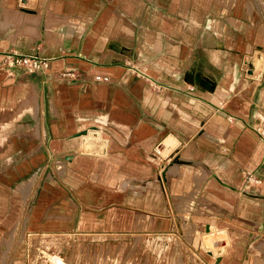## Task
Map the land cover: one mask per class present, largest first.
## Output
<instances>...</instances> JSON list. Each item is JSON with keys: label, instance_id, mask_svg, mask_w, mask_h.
I'll return each mask as SVG.
<instances>
[{"label": "crops", "instance_id": "obj_1", "mask_svg": "<svg viewBox=\"0 0 264 264\" xmlns=\"http://www.w3.org/2000/svg\"><path fill=\"white\" fill-rule=\"evenodd\" d=\"M223 1L0 0V240L150 264L175 234L153 264H195L214 229L209 264H264V0ZM36 49L45 72L11 63Z\"/></svg>", "mask_w": 264, "mask_h": 264}, {"label": "rangeland", "instance_id": "obj_2", "mask_svg": "<svg viewBox=\"0 0 264 264\" xmlns=\"http://www.w3.org/2000/svg\"><path fill=\"white\" fill-rule=\"evenodd\" d=\"M223 2L227 5L225 0ZM22 3L23 2H21V4ZM219 5H222V2H220ZM247 7H249L248 9L251 11L252 6H251L250 3H249V6H247ZM247 7L245 6L246 12L248 13L249 10L247 9ZM229 21L232 22L231 19H229ZM30 33H31V30L29 31V34ZM254 182L255 181H253L251 183V186H253V184H256ZM247 184H248L247 180H245L243 182V184H241V188H244L245 185H247ZM211 231L216 236H219L218 237L219 241L217 242L218 245H216L217 246L216 248L213 245L215 243V242H213L214 238L209 239L210 240V245L206 244V243H203V245H202L203 247H206L205 245H207V247L210 249V251H211V249H214V251L210 252L211 257L206 256V253H204L202 251L200 256H199L201 259H196L197 263H195V264H209V262L212 263L214 261L215 255L219 254V253H216V252H218V251H220L222 249V245H221L222 240L223 239L225 240L226 238H224L223 234L221 232H219L218 230L211 229ZM171 235L172 236L169 235L170 238L164 239L163 241H160V242H155V241H153L151 239H148V240L143 242V246L142 247H143V250L147 254H149L148 262L150 264H153V260L150 259V257L155 256V254H161L162 252H164L166 250L169 251V250H171L172 247H174V244H173L174 241L171 240V238H174V240H176V237H174L176 235L175 234H171ZM201 235H204L202 228H201ZM41 236L42 235H40V234L33 235V234L29 233V232H28V236H27V233H24L21 238L16 237L13 234H11L9 236H4L0 240V264H6V262H7V258L6 257L8 256V252L11 251L15 245L18 246V251H21L22 253H24V255L21 256L18 253L16 255V258L14 259V264H43L44 262L46 263L47 260L48 261L50 260V256L56 254L55 253L56 251L54 252V254L52 253V247L55 248V250H59L62 253V254L59 253V256H64V254L68 253L70 248H71L69 243L63 242V241H61V240H59L57 238L55 240L51 241L49 243V245L47 243L44 244L42 242V237ZM263 241H264V237L262 239H259V240L255 241L252 244V246H254L256 243L257 244H261V242H263ZM136 246L137 245H136V241H135V242L129 244L127 246V248H125V249L124 248H120L119 253H118V248L117 247H114L113 250H110V252L112 253L111 256H112V259L114 261V264H119L120 262H122L121 260L119 261V257H120V254H121L122 250H125L124 253H126V254L127 253L128 254L135 253L136 249H137ZM20 247H21V249L22 248L23 249L22 250L19 249ZM184 247L185 246L180 244V248L181 249H183ZM48 248H49V250H48ZM263 249H264V246H263ZM71 250L72 251H71L70 257L69 258H63V260H64V262H66L68 264H76L75 263L76 261H73V259H72L74 257V255H76V250H75V248L73 246H72ZM63 252H65V253H63ZM192 255L195 256L194 254H192ZM59 256H56V257H59ZM90 257H91V255L86 253L85 258L82 261L83 264H89ZM53 261H54V259H53ZM49 264H51V263L49 262ZM178 264H181L180 260L178 261ZM183 264H187V263L185 261H183Z\"/></svg>", "mask_w": 264, "mask_h": 264}, {"label": "built area", "instance_id": "obj_3", "mask_svg": "<svg viewBox=\"0 0 264 264\" xmlns=\"http://www.w3.org/2000/svg\"><path fill=\"white\" fill-rule=\"evenodd\" d=\"M12 64H16L17 66H21L24 68V70L30 72V71H42L45 72L48 68L47 59L43 58L40 54V52L36 49L31 54H25V55H15L11 59ZM245 63V62H244ZM128 71L133 74H138L145 76V74L140 70L139 68H136L132 65L128 66ZM56 78L59 81H65V82H71L76 80L77 73L74 70H61L56 73ZM93 80L95 81H106L107 76L96 74L92 76ZM256 132L262 137L264 136V130L262 128H257ZM247 182H249V176L246 177ZM56 257V255L50 256V260L47 262L51 264H59L58 260L56 259L53 261V259ZM59 259H63L60 257Z\"/></svg>", "mask_w": 264, "mask_h": 264}, {"label": "bare ground", "instance_id": "obj_4", "mask_svg": "<svg viewBox=\"0 0 264 264\" xmlns=\"http://www.w3.org/2000/svg\"><path fill=\"white\" fill-rule=\"evenodd\" d=\"M22 2H24V1H22ZM30 2H32V0H30ZM23 4V3H22ZM30 4V3H29ZM29 4H27V5H29ZM32 4V3H31ZM30 6H32V5H30ZM159 151V150H158ZM157 151V152H158ZM54 260H56V258H54ZM58 260V262H59V264H68V263H66V262H64V260H61V259H57Z\"/></svg>", "mask_w": 264, "mask_h": 264}, {"label": "water", "instance_id": "obj_5", "mask_svg": "<svg viewBox=\"0 0 264 264\" xmlns=\"http://www.w3.org/2000/svg\"><path fill=\"white\" fill-rule=\"evenodd\" d=\"M85 132H86V131L84 130V131H82V132L77 133V135L84 134ZM215 261H217V259H215Z\"/></svg>", "mask_w": 264, "mask_h": 264}]
</instances>
